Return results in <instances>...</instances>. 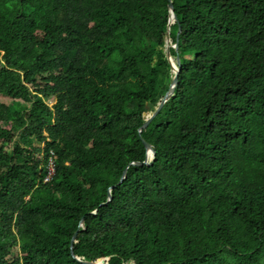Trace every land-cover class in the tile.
I'll return each mask as SVG.
<instances>
[{"label": "trees", "instance_id": "trees-1", "mask_svg": "<svg viewBox=\"0 0 264 264\" xmlns=\"http://www.w3.org/2000/svg\"><path fill=\"white\" fill-rule=\"evenodd\" d=\"M172 1L0 0V264H264V0Z\"/></svg>", "mask_w": 264, "mask_h": 264}, {"label": "water", "instance_id": "water-1", "mask_svg": "<svg viewBox=\"0 0 264 264\" xmlns=\"http://www.w3.org/2000/svg\"><path fill=\"white\" fill-rule=\"evenodd\" d=\"M169 7H170V11H171V16H170V21L172 19L175 18V12H174V5H173V1L169 0ZM170 26H168V34H167V41H166V57L167 60L171 66V72L173 75V80L170 84L169 90L167 91V93L164 95V97L157 103V105L154 107L153 111L148 112L145 115V123L143 124V126L139 129V135L141 136L143 133V130L146 129L148 127V125L151 123V121L153 120V118L155 116H157V114L163 109V107L175 96V91L178 85V75L180 73V67H179V61L177 58H175L172 54H171V47L172 45L170 44ZM142 142L147 150V159L144 162V164L142 165H146L149 166L151 165L154 160H155V151L153 150L152 146L149 145L148 143L145 142L144 139H142ZM136 166H141L139 164H134ZM127 174H128V170L125 172L124 178L122 179V182L127 178ZM112 190L110 192V197H109V202L112 201L113 199V195H112ZM81 227H83V223H81ZM76 237V233L73 235L72 239H71V254L73 255V250H72V245H73V241ZM83 264H105L103 261H97V262H88V261H81Z\"/></svg>", "mask_w": 264, "mask_h": 264}, {"label": "rangeland", "instance_id": "rangeland-1", "mask_svg": "<svg viewBox=\"0 0 264 264\" xmlns=\"http://www.w3.org/2000/svg\"><path fill=\"white\" fill-rule=\"evenodd\" d=\"M0 100H1L2 102L7 103V104H9V103L11 102V99H10L9 97H6V96H1V97H0ZM7 150H8V152H11V147H8ZM53 175H54V169L52 168V176H53Z\"/></svg>", "mask_w": 264, "mask_h": 264}, {"label": "built area", "instance_id": "built-area-1", "mask_svg": "<svg viewBox=\"0 0 264 264\" xmlns=\"http://www.w3.org/2000/svg\"><path fill=\"white\" fill-rule=\"evenodd\" d=\"M52 168H53V164L51 165V172L49 174V177H47L45 181H48V180H50L51 177H53L52 176Z\"/></svg>", "mask_w": 264, "mask_h": 264}]
</instances>
